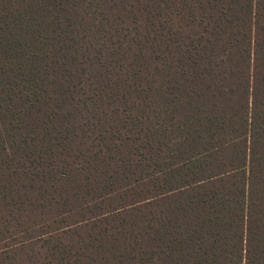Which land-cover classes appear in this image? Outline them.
I'll use <instances>...</instances> for the list:
<instances>
[{"label":"trees","instance_id":"1","mask_svg":"<svg viewBox=\"0 0 264 264\" xmlns=\"http://www.w3.org/2000/svg\"><path fill=\"white\" fill-rule=\"evenodd\" d=\"M0 264H264V0H0Z\"/></svg>","mask_w":264,"mask_h":264}]
</instances>
